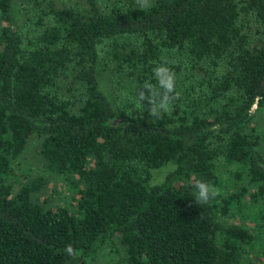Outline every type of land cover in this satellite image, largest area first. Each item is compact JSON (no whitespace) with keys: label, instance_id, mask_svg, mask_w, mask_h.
Masks as SVG:
<instances>
[{"label":"trees","instance_id":"trees-1","mask_svg":"<svg viewBox=\"0 0 264 264\" xmlns=\"http://www.w3.org/2000/svg\"><path fill=\"white\" fill-rule=\"evenodd\" d=\"M147 5L0 0V264H264V0Z\"/></svg>","mask_w":264,"mask_h":264},{"label":"clouds","instance_id":"clouds-1","mask_svg":"<svg viewBox=\"0 0 264 264\" xmlns=\"http://www.w3.org/2000/svg\"><path fill=\"white\" fill-rule=\"evenodd\" d=\"M141 7H146L147 0H138ZM153 78L156 84L145 82L136 92V103L147 110L150 117L157 118L162 113H168L174 101L180 98L177 90L176 73L168 66L167 62L157 64L153 69ZM195 201L207 205L220 195V190L210 182L197 180L190 185ZM66 253L73 255V249L68 247Z\"/></svg>","mask_w":264,"mask_h":264},{"label":"rangeland","instance_id":"rangeland-1","mask_svg":"<svg viewBox=\"0 0 264 264\" xmlns=\"http://www.w3.org/2000/svg\"><path fill=\"white\" fill-rule=\"evenodd\" d=\"M107 76L109 78L108 81H106V80H104V78H102L104 89L106 90V92L112 93L111 95L117 96L118 100L120 102H123L124 99L126 98L127 92L124 90V87L122 86L121 81H119V78L114 77L111 74H109ZM256 122H257V125L259 126V132L263 135L261 148L264 150V114L260 118H258ZM34 149H35V142H32L28 146V150L30 151L28 158L31 156L32 159L35 161L39 158H38V156L35 155ZM32 163H33V161L31 162V164ZM37 163H39V162L36 161V164ZM23 165H25V164H23ZM34 173L37 174V172H34ZM53 182L54 181H52L50 183V185H52ZM64 199H65V197L61 198L60 196H58L56 194L52 195V203H56L55 201H58V200L63 201ZM99 261L102 262L101 259H99Z\"/></svg>","mask_w":264,"mask_h":264}]
</instances>
